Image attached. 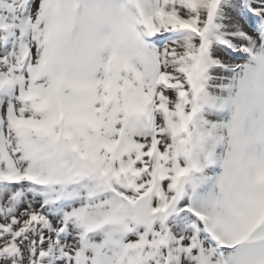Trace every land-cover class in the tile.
<instances>
[{"label":"snow or ice","instance_id":"snow-or-ice-1","mask_svg":"<svg viewBox=\"0 0 264 264\" xmlns=\"http://www.w3.org/2000/svg\"><path fill=\"white\" fill-rule=\"evenodd\" d=\"M0 264H264V0H0Z\"/></svg>","mask_w":264,"mask_h":264}]
</instances>
